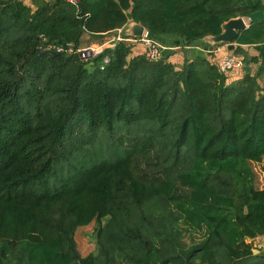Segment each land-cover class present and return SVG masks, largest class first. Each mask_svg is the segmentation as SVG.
Returning <instances> with one entry per match:
<instances>
[{"label": "trees", "instance_id": "obj_1", "mask_svg": "<svg viewBox=\"0 0 264 264\" xmlns=\"http://www.w3.org/2000/svg\"><path fill=\"white\" fill-rule=\"evenodd\" d=\"M33 2L0 0V264H264L247 241L264 235L249 167L264 160L263 17L231 51L247 62L260 44L257 70L233 81L213 55L177 66L126 40L87 62L42 50L130 22L187 50L263 2ZM93 221L98 251L82 257L75 234ZM183 221L205 231L188 250Z\"/></svg>", "mask_w": 264, "mask_h": 264}, {"label": "rangeland", "instance_id": "obj_2", "mask_svg": "<svg viewBox=\"0 0 264 264\" xmlns=\"http://www.w3.org/2000/svg\"><path fill=\"white\" fill-rule=\"evenodd\" d=\"M31 5L35 6L34 2H32ZM246 23H247V21H246ZM124 34L125 35L127 34L126 27L124 28ZM149 36H150V34H149ZM150 37L155 39L156 41H159L160 43L163 42L167 46H171V47L176 45V44H179V43H174L175 38H171V37L166 38L167 42H165L162 39L160 40L158 38H155L153 36H150ZM105 40H107V39L105 37H103L102 41H105ZM99 43H102V42L98 41L96 43H91V44H99ZM130 43H132V45H133L132 55L135 56L137 53H141V52L145 53V46H144V43L142 41L138 40L137 42H130ZM103 44H105V43H103ZM184 50H185L184 47H179V48H175L174 50H167V51H172V52H170L172 55L174 53H180L182 56H184L186 58V56H187L186 54H188V49L186 50L187 53ZM254 50L255 49L253 47L247 48V52L249 51L248 52L249 57L247 56L248 58H250V56L253 55ZM204 54L208 55L207 52L206 53L204 52ZM130 57H132V56H130ZM248 58H247L246 64L243 67H241L240 69H237L236 71L227 75L229 81L240 79L243 76H245L246 71L244 70V67L246 65L251 67V74H254L256 72V70H257L256 65L253 64L252 62L250 63L249 62L250 60ZM237 75H238V78H234ZM259 83L262 86H264V72L259 77ZM249 167L252 170V172L254 173V185H255V187L264 188V160L259 162V163L250 162ZM180 224H181L180 227L182 230V234L180 235L181 236L180 237V239H181L180 243L187 250L189 248H191V246L195 245L196 243L201 242L205 238V231H203L201 229L195 230L192 227V225H189L184 221L180 222ZM75 239H76L78 253L82 257H85L91 253L96 254L98 251L97 222L93 221L92 223H90L88 225L79 227L76 231ZM247 241L252 242L254 254L264 255V235L258 236L254 240L248 239ZM191 264H194V263H191Z\"/></svg>", "mask_w": 264, "mask_h": 264}, {"label": "built area", "instance_id": "obj_3", "mask_svg": "<svg viewBox=\"0 0 264 264\" xmlns=\"http://www.w3.org/2000/svg\"><path fill=\"white\" fill-rule=\"evenodd\" d=\"M21 1L24 2L25 4L31 5V3L34 0H21ZM66 1L73 5H78L80 2V0H66ZM118 40H126L130 42H137L138 40L142 41L145 46V54L147 58L150 60H154V61L159 60L163 57V50L166 48L165 45L151 38L149 36V32L146 30L142 37L123 38L122 35H118L114 40H112V42L114 43L108 46L103 43L88 44L84 46L80 45L76 48L74 44H70L69 48L49 45L48 47L42 48V50L52 48L57 51H68V52L75 51L78 53L79 58L82 61L87 62V61L94 59L96 56L102 54L107 47L114 46L115 41H118ZM225 46L226 44L224 46L223 45H213L212 47L206 49V52L214 56L213 58L216 60L220 68V71L222 73L230 74L236 71L237 69H240L241 67H243L246 64V61H245V56L243 54H237V53L235 54L231 52L230 50L227 51L226 49H224ZM179 47H182V46H179L178 44L172 47L170 46L171 50H174L175 48H179ZM108 62H109V58L104 57L103 64L108 63Z\"/></svg>", "mask_w": 264, "mask_h": 264}, {"label": "crops", "instance_id": "obj_4", "mask_svg": "<svg viewBox=\"0 0 264 264\" xmlns=\"http://www.w3.org/2000/svg\"><path fill=\"white\" fill-rule=\"evenodd\" d=\"M258 1H262L263 4H264V0H240V2L243 3V4H254V3L258 2ZM257 17H263L264 18V11H259L257 13H254L251 17H245L244 16L245 20L247 21V25L248 26H249L252 18H257ZM130 23L124 25L123 27L118 28L117 30H114V31H111V32H108V33H104V34H101V35H91L89 33H85L82 36L80 45L84 46V45H87V44L96 43L98 41L102 42V43H105V45H107V46L108 45H112L114 43V42H112V40H114L118 35H125L124 34V28L127 27ZM103 37H105L107 40L102 41ZM128 42H130V41H128ZM174 43H176V41H174ZM225 44L226 43H220V44H214V45H223L224 46ZM164 45L166 46V48L163 50V57L165 55H168L169 51H167V50H171L170 46H167L166 44H164ZM237 45H238V43L236 42L235 47L231 50V49L228 48V46L226 44L224 49H226L227 51L228 50L234 51ZM212 46L213 45L211 44V42H209L206 39H202L200 42L196 43L195 45L188 46V54H186L187 55L186 57L191 59V58H194L197 55H204V52L206 53V49H208V48H210ZM243 47H245L246 50H247V48H249L250 46L243 45ZM184 51H186V50H184ZM186 53H187V51H186ZM256 53H257V50L255 49L253 54H256ZM139 54H142V52L141 53H137L136 55H139ZM131 56L133 57L134 55L131 54ZM184 59H185V57L182 56L180 53H174L173 55H170L168 57V60L173 62V63H175V64H177V66H182L183 63H184ZM234 78H238V75L236 77H234Z\"/></svg>", "mask_w": 264, "mask_h": 264}, {"label": "water", "instance_id": "obj_5", "mask_svg": "<svg viewBox=\"0 0 264 264\" xmlns=\"http://www.w3.org/2000/svg\"><path fill=\"white\" fill-rule=\"evenodd\" d=\"M248 28L246 20L244 16H238L226 21L222 25V31L218 35H209L204 39L211 42L212 45L226 43L229 49H233L236 44V39L240 35V33ZM127 34L131 37H142L146 31V27L140 23L131 22L126 27ZM176 43H179L177 40ZM256 50L261 48V45H255L254 47ZM244 70L246 71V75H251V67L245 66Z\"/></svg>", "mask_w": 264, "mask_h": 264}]
</instances>
